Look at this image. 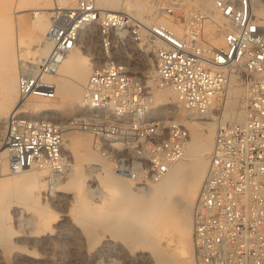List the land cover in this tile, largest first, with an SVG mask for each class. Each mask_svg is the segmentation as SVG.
Here are the masks:
<instances>
[{
  "label": "built area",
  "instance_id": "2783aa9c",
  "mask_svg": "<svg viewBox=\"0 0 264 264\" xmlns=\"http://www.w3.org/2000/svg\"><path fill=\"white\" fill-rule=\"evenodd\" d=\"M178 1L163 8L174 20L181 11ZM260 8L264 0H212V11L223 19L218 22L192 4L183 16V38L164 24L101 10L96 0L56 3L49 10L44 35L48 50L36 59H19L21 102L4 125L9 171L47 167L50 174L63 176L67 168L64 132L76 129L91 135L93 148L117 175L138 188L156 182L183 158L189 132L171 116L154 115V91L171 88L191 114L213 113L233 75L245 88L243 116L220 124L215 132L193 210V253L197 264H264V17L257 14ZM206 22L215 24L223 40L220 46L202 38ZM94 26L98 54L77 114L66 125L25 114L23 101L42 76L56 74L81 33ZM147 47L155 56L153 77L141 64Z\"/></svg>",
  "mask_w": 264,
  "mask_h": 264
},
{
  "label": "bare ground",
  "instance_id": "6f19581e",
  "mask_svg": "<svg viewBox=\"0 0 264 264\" xmlns=\"http://www.w3.org/2000/svg\"><path fill=\"white\" fill-rule=\"evenodd\" d=\"M69 1L0 0V122H7L21 102L17 87L20 57L36 59L37 55L48 50L49 44L45 42L44 35L49 24V10L56 3L65 5ZM146 1L96 0V4L101 10L112 12L133 8L141 18L139 14L142 11H154ZM188 2L189 0L178 1L183 13L189 12L187 5L190 3L199 5L210 15L216 14L214 20L223 21L217 12L212 11V0ZM31 9L38 10L34 11L35 18L29 23L19 20L17 12ZM257 14L264 17V8L258 9ZM143 19L146 22L164 24L176 35L185 38V25L166 14L156 19ZM13 26L15 32L12 31ZM95 31V26L84 30L77 46L63 60L57 73L42 76L38 87L24 99V111L35 117L61 119L79 111V101L91 71V63H95L98 54ZM206 31L213 45L222 44V37L216 34L213 25H209ZM21 46L25 50H18ZM148 48H145L147 52L141 56V64L148 70L149 77H153L155 59ZM233 79L234 76L231 75L230 81L222 90L225 94L220 115H215V112L191 114L178 102L171 88L154 91V115L167 116L172 113L174 119L187 128L189 139L183 158L175 162L164 177L139 188L129 179L110 170L93 148L88 132L72 129L64 133L63 140V153L73 158L69 166L67 163L66 175H54L55 181L52 179L50 183L49 177L52 174L47 167L11 172L8 169L3 129L4 146L0 149V256L2 252H12L14 264H64V260L56 262L48 253L60 242L62 231L68 227L65 220L71 212L90 237L88 242L91 247L97 242L94 236L100 232L120 238L118 242H114L113 248L116 249L115 253L123 254L125 262L119 260L123 264H135V259L152 261L154 264H182L180 261L194 264L192 210L207 173L214 135L220 124L237 121L243 116L241 105L245 91ZM90 177L96 180L86 184ZM93 184L95 186L90 187ZM62 189L70 190L72 203L68 207L62 197L64 194H55L58 197L56 201L64 209L61 214L52 213L47 200H51V203L54 200L49 194L54 196L53 193ZM23 220L28 227L24 233L18 234L21 225L17 224L18 228L14 229L12 224ZM174 235L178 245L174 247L176 256L173 251L166 252L159 245L160 238L169 240ZM25 243L40 247L44 254L34 256L18 250L20 247L24 249L22 245ZM136 251L134 255L133 252ZM98 252L95 251L94 258ZM173 257L180 261L173 263ZM79 258L80 261H76L78 264L92 263L87 262L83 256Z\"/></svg>",
  "mask_w": 264,
  "mask_h": 264
},
{
  "label": "rangeland",
  "instance_id": "374dc122",
  "mask_svg": "<svg viewBox=\"0 0 264 264\" xmlns=\"http://www.w3.org/2000/svg\"><path fill=\"white\" fill-rule=\"evenodd\" d=\"M170 1H175V0H150V3H149V0L146 1L147 4H149L150 6H152L154 8V11L150 12L148 10H144L141 12V15L143 18H146V19H156L158 17H160L162 14H164L163 12V8L166 6V4H168ZM190 2V1H189ZM188 2V3H189ZM152 3V4H151ZM186 4V3H185ZM54 6V5H53ZM192 4H188L187 7L188 9L191 8ZM186 7V6H185ZM181 9V8H180ZM157 10V11H156ZM31 11H38L37 9H34V10H28V11H25V12H17L16 14H18L17 16L19 17V20L23 19L24 22H27L29 23L33 18H35V15H36V12H35V15L33 14V12ZM133 11V12H132ZM156 11V12H155ZM117 12H125V13H130L134 16H138L136 15L137 13H135V9L131 8L129 9L128 11L127 10H123V9H119V11ZM150 12V13H149ZM21 13H24L23 15H20ZM155 13V14H154ZM185 13H183L182 9L180 11V14L177 16L178 17V20H174L178 23H183L184 21V16ZM216 14H211V18L214 20L215 19V16ZM141 17V18H142ZM217 21V20H215ZM14 23V22H13ZM209 25H213V28L216 32V26L213 22H206L205 25H204V29H203V39L210 45H213V43H211V40L209 39V35L207 34V31H206V28L208 27ZM184 26V24H183ZM15 27L13 26L12 28V31H14ZM24 32V31H23ZM217 35H219V33L216 32ZM215 46V45H213ZM218 47V46H216ZM25 50V48L23 46L21 47H18V50ZM18 52V51H17ZM35 52V51H34ZM15 53H16V48H15ZM31 53V51H30ZM28 53V54H30ZM154 52L151 54L153 55ZM19 56V55H18ZM91 57V56H90ZM96 59V58H95ZM153 59H155V56L153 55ZM94 64L91 63V66ZM234 83L237 85V86H240V87H243L244 91H245V88H244V85L241 84L239 81L237 80H233ZM224 94H225V91L221 92V94L218 96L217 100H216V103H215V108H214V112H215V115H220L222 113V106H223V100H224ZM20 98V97H19ZM24 110H25V107H24ZM24 112V111H23ZM178 112V111H177ZM25 114H28V115H31V113L25 111ZM77 113L75 112L74 114H71L69 116H67L65 119H61V118H57V117H48V119L52 120V121H55L56 123H59L61 125H66L69 123V121L72 119V117L74 115H76ZM176 114V113H175ZM48 115V114H47ZM167 116H171L173 117V114L170 113L168 114ZM39 117H42V116H39ZM174 118V117H173ZM5 120V119H4ZM66 121V122H65ZM62 122H65V123H62ZM4 125L5 123L4 122H0V149L4 146L2 144V134H3V129H4ZM73 131H82V130H76V129H72ZM71 129H65V132L67 131H72ZM64 132V133H65ZM214 141V139H213ZM210 154V153H209ZM65 157H66V160H67V163H68V166H69V163H72L73 162V158L72 157H67L66 154H64ZM208 168V167H207ZM68 170V168H67ZM111 170V169H110ZM112 171V170H111ZM67 172V171H66ZM114 173V172H113ZM116 174V173H114ZM66 175V174H65ZM117 175V174H116ZM53 174L51 175V177L53 178ZM119 176V175H118ZM122 177V176H121ZM62 180H65L64 178H61ZM60 179V180H61ZM205 179V178H204ZM203 179V181H204ZM92 180H96L95 178L93 177H90L89 180L86 182V184H90L92 183ZM55 181V179H54ZM57 181V180H56ZM202 181V182H203ZM51 182V181H50ZM202 182H201V185H202ZM52 183V182H51ZM95 184H93L92 186L90 187H94ZM53 195H50L49 194V197L52 198L54 201L51 203V200H47V203H48V208L50 209V211L52 213H55V214H61L62 213V209L63 206L58 204L59 202L56 201V199L58 198L57 196H55V194H61L63 195V199L66 201V205L69 207V205L72 203L71 202V198H72V193L70 192V190H67V189H62V190H59V191H56L55 193H53ZM65 196V197H64ZM195 202H196V198H195V201H194V204H193V210H194V206H195ZM68 203V204H67ZM61 208V209H60ZM193 210H192V213H193ZM67 221V222H66ZM66 224H67V229L62 231L61 233V238H60V242L55 246V248H53L54 250H51L49 251V255L51 257H53V259L56 261V262H59L61 260H64V264H78L76 263V261H80V258L79 257H84L85 260L87 262H92L90 264H123L121 263L120 261L122 262H125L123 261L125 258L123 257V254H118V253H115L116 252V249L113 248L114 246V242H118L120 240V238L118 237H115V236H112L110 234H107L106 232H100V233H97L95 236H94V239L97 240L96 244H94V246H90L89 244V239L90 237L85 233V231L83 230L81 224H79L75 217L73 216V214L71 212L68 213V216H67V220H65ZM22 223V224H21ZM21 223H14L12 224L13 225V228L14 229H17L18 226L17 224L21 225L20 226V231L17 232L18 234L20 233H24V231L27 229L28 225L26 224V222L23 220L21 221ZM22 227V228H21ZM73 228V229H72ZM68 230V231H67ZM71 230V232H70ZM23 231V232H22ZM74 235V236H73ZM102 235V236H101ZM89 238V239H88ZM73 239V240H72ZM15 240V239H14ZM72 240V241H71ZM99 240V241H98ZM112 240V241H111ZM82 243H81V242ZM108 241H110V243H108ZM71 242V243H70ZM105 243H107V245H105ZM176 236L174 235L173 237L171 236L170 239H165V238H160L159 239V245L160 247H162V249L166 252H171L173 251V254L174 256L177 255L176 252H174V247L177 245L176 244ZM71 244V245H70ZM75 244V245H74ZM113 244V245H112ZM18 246H20V244H17ZM79 245V246H78ZM22 247H24V249H21L18 248V250H20L21 252H26L28 253L29 255H34V256H38V255H43V251L40 249V247L38 248V246H32V244H23ZM90 247V248H89ZM111 247V248H110ZM178 247V245H177ZM176 248V247H175ZM68 249V250H67ZM75 250V251H74ZM99 251L97 253V257L94 258V253L95 251ZM31 251V252H29ZM33 251V253H32ZM65 251V252H64ZM78 251V252H77ZM81 251V252H80ZM20 252V253H21ZM35 252V253H34ZM58 252V253H57ZM76 252V253H75ZM17 253V252H16ZM19 253V252H18ZM67 253V254H66ZM101 253V254H100ZM134 255L137 253L136 252H133ZM70 254V255H69ZM76 254V255H75ZM121 255V256H120ZM49 256V257H50ZM60 256V257H59ZM119 256V257H118ZM71 257V258H70ZM122 257V258H121ZM58 258V259H57ZM60 258V259H59ZM62 258V259H61ZM66 258V259H65ZM79 258V259H78ZM121 258V259H120ZM124 258V259H123ZM69 259V260H68ZM93 259V260H92ZM120 260V261H119ZM179 259H177L176 257L174 258L173 257V263H176V261H178ZM72 261V263H71ZM136 261V262H135ZM143 261V262H142ZM146 260L144 259H135L134 260V263L135 264H154V262H145ZM180 261V260H179ZM120 262V263H119ZM182 264H184L182 261H180ZM179 264V262H177ZM193 263L194 264H197L196 263V260H195V256H194V253H193ZM0 264H14L13 263V253L11 252H2L1 253V256H0Z\"/></svg>",
  "mask_w": 264,
  "mask_h": 264
}]
</instances>
